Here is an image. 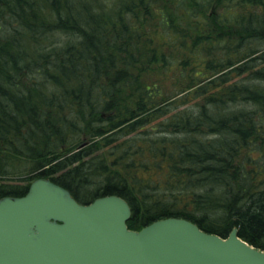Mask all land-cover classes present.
Returning <instances> with one entry per match:
<instances>
[{
  "label": "trees",
  "instance_id": "1",
  "mask_svg": "<svg viewBox=\"0 0 264 264\" xmlns=\"http://www.w3.org/2000/svg\"><path fill=\"white\" fill-rule=\"evenodd\" d=\"M38 177L264 249V0H0V198Z\"/></svg>",
  "mask_w": 264,
  "mask_h": 264
},
{
  "label": "water",
  "instance_id": "2",
  "mask_svg": "<svg viewBox=\"0 0 264 264\" xmlns=\"http://www.w3.org/2000/svg\"><path fill=\"white\" fill-rule=\"evenodd\" d=\"M116 194L89 203L47 177L22 196L0 198V264H264V250L170 216L136 230Z\"/></svg>",
  "mask_w": 264,
  "mask_h": 264
},
{
  "label": "rangeland",
  "instance_id": "3",
  "mask_svg": "<svg viewBox=\"0 0 264 264\" xmlns=\"http://www.w3.org/2000/svg\"><path fill=\"white\" fill-rule=\"evenodd\" d=\"M217 8H218V11H220V4H219V3L216 4V6L214 7V10L217 9ZM153 125H154V124H153ZM91 143H92V141L87 139V140H85V141L82 143V145L79 147V149H80V148H83V149L89 148V146H91V145H90ZM102 151H107V149H106V148H105V149L102 148V150H100V152H102ZM18 179H19V177H15V176H12V177H11L12 182H15V181L18 180ZM23 181L28 182V181H26V180H23Z\"/></svg>",
  "mask_w": 264,
  "mask_h": 264
},
{
  "label": "bare ground",
  "instance_id": "4",
  "mask_svg": "<svg viewBox=\"0 0 264 264\" xmlns=\"http://www.w3.org/2000/svg\"><path fill=\"white\" fill-rule=\"evenodd\" d=\"M5 196H7V195H5ZM10 196H12V195H10ZM2 197H4V196H2ZM234 227V226H233Z\"/></svg>",
  "mask_w": 264,
  "mask_h": 264
}]
</instances>
